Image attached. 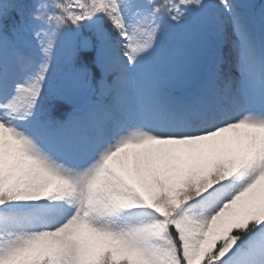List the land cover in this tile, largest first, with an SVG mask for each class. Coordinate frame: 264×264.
<instances>
[{
  "label": "snow or ice",
  "instance_id": "6c2138e0",
  "mask_svg": "<svg viewBox=\"0 0 264 264\" xmlns=\"http://www.w3.org/2000/svg\"><path fill=\"white\" fill-rule=\"evenodd\" d=\"M0 264H264V0H0Z\"/></svg>",
  "mask_w": 264,
  "mask_h": 264
},
{
  "label": "rangeland",
  "instance_id": "374dc122",
  "mask_svg": "<svg viewBox=\"0 0 264 264\" xmlns=\"http://www.w3.org/2000/svg\"><path fill=\"white\" fill-rule=\"evenodd\" d=\"M200 50H201V58H202L203 62H205L208 65V58H207L206 53H205V46H204V44H202L200 46Z\"/></svg>",
  "mask_w": 264,
  "mask_h": 264
},
{
  "label": "trees",
  "instance_id": "16d2710c",
  "mask_svg": "<svg viewBox=\"0 0 264 264\" xmlns=\"http://www.w3.org/2000/svg\"><path fill=\"white\" fill-rule=\"evenodd\" d=\"M209 41H211V40H209Z\"/></svg>",
  "mask_w": 264,
  "mask_h": 264
}]
</instances>
